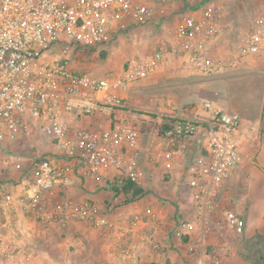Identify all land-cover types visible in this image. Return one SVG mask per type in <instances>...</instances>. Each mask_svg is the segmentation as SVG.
<instances>
[{"label": "built area", "instance_id": "obj_1", "mask_svg": "<svg viewBox=\"0 0 264 264\" xmlns=\"http://www.w3.org/2000/svg\"><path fill=\"white\" fill-rule=\"evenodd\" d=\"M154 15L153 6L143 0H0V175L11 178V172L19 173L10 182L12 187L7 188L6 182L0 186V264L16 263L21 253L28 261L36 257L31 251L21 252L18 216L61 227L79 221L113 226L95 203L58 197L59 192L76 178L100 176L109 169L118 171L112 179L116 185L126 180L141 185L146 177L144 158L170 171L186 158L189 143L198 134L204 136L203 151L181 166L192 194L193 217L180 220L175 235L188 237L189 251L204 264V244L212 229L244 233L246 222L231 207L227 193V181L245 161L237 136L238 113L205 100L203 107L212 111L210 117L179 116L166 121L162 132L165 149L149 155L142 149L140 129L132 124L115 123L93 130L75 127L64 119L65 113L73 111L86 115L128 106L121 92L156 73L166 60L165 48L132 58L118 76L74 69L71 52L78 47L107 45L122 23L145 24ZM215 16L212 5L200 15H184L169 41L208 74L225 67L222 59L206 53L205 42L222 32ZM263 49L261 13L241 38L237 51L244 56ZM35 125L51 137L61 157L43 156L25 167L10 145L30 136ZM4 148H9L8 154L3 153ZM147 217L155 221L156 214ZM144 220L134 215L126 233Z\"/></svg>", "mask_w": 264, "mask_h": 264}, {"label": "crops", "instance_id": "obj_2", "mask_svg": "<svg viewBox=\"0 0 264 264\" xmlns=\"http://www.w3.org/2000/svg\"><path fill=\"white\" fill-rule=\"evenodd\" d=\"M143 1L153 6V19L145 24L126 21L116 27L113 40L105 45L108 52L102 72L92 73L121 75L129 60L160 47L167 50L166 60L156 73L131 83L121 92L127 107L86 115L74 111L64 117L75 127L93 130L115 123L132 124L140 129L142 149L149 155L165 149L162 132L150 126L153 120L160 123L164 117L179 116L207 119L212 111L203 107L205 100L224 111L238 113L241 123L237 136L245 161L227 181V193L232 200L231 207L246 222V236L226 237L224 242L213 240L231 246L228 264H244L237 253L242 241L264 231V49L241 56L237 46L254 18L264 13V0ZM208 5L214 7L215 20L222 27L216 39L205 42L207 56L220 58L225 65L217 74L203 72L169 44L182 17L200 15ZM72 66L78 69L74 63ZM147 94L159 98L158 110L141 107L139 98ZM163 97L169 98V105ZM203 137L198 134L190 141L186 158L170 171L161 163L144 158L146 177L138 185L144 192L137 198L133 199L131 193L128 196L116 193L111 188L109 182L118 174L115 169L100 176L76 178L72 185L59 192L58 197L95 203L113 226L98 227L79 221L61 227L18 216L21 252L29 249L45 252L39 251L29 261L21 253L20 263L14 264H198L187 244L175 236V228L180 220L193 217L192 196L184 192L188 188L187 176L181 166L203 151ZM15 174L17 180L19 173ZM6 187H12L10 181ZM152 213L156 214L155 221L148 220L147 216ZM136 214L145 220L133 232L126 233L125 227ZM48 251L51 254L47 255Z\"/></svg>", "mask_w": 264, "mask_h": 264}, {"label": "rangeland", "instance_id": "obj_3", "mask_svg": "<svg viewBox=\"0 0 264 264\" xmlns=\"http://www.w3.org/2000/svg\"><path fill=\"white\" fill-rule=\"evenodd\" d=\"M107 46L103 45L100 47L95 48H83L78 47L74 49L71 52V62L76 65L77 70L80 71H101V68L103 67L106 58H107ZM53 54V52H52ZM146 79V78H145ZM144 80V79H143ZM166 104L169 105V98L163 97ZM141 101V107L145 108H152V110H158V106L160 105L159 98L157 99L156 96H152L150 94L144 95L143 97L139 98ZM195 100L196 97H195ZM203 105V104H202ZM74 112V111H73ZM76 112V111H75ZM67 114V113H65ZM64 119L68 121L65 117ZM69 122V121H68ZM159 123L156 121H152V124L150 126H153L158 129ZM82 127V126H80ZM84 128V127H82ZM10 149L18 153L19 157L21 158V161L24 163L25 167H28V165H32L34 161H37L43 156H49V155H58V149L54 143V141L51 139L49 135L45 133V131L41 128L39 125H35L34 130L32 134L28 137H21L20 139L16 140L10 145ZM4 154L9 153V148H4L3 150ZM117 172V171H116ZM16 172H11L12 175L11 178H8L9 176H3L0 175V179L3 178V180H0V186L4 184L5 182H12L15 181V174ZM14 175V176H13ZM2 177V178H1ZM188 186V185H187ZM186 195H189L190 189L189 187L184 190ZM192 196V194H191ZM189 203H191V197H189ZM123 200H125L123 198ZM128 200H130L128 198ZM184 218V217H183ZM191 219V218H190ZM179 223V222H178ZM258 233V232H257ZM260 233L264 234V231H261ZM245 231L243 234H236L231 229H225L223 231H218L215 229H212L210 233L206 236V242L204 244V251L206 253V256L204 258V264H228L230 261V255H231V246L227 244H222L219 242L214 241L213 239H221V242H224L223 238L226 237H245ZM176 236V235H175ZM177 237V236H176ZM179 238V237H178ZM185 244L188 243V237L185 240L184 237L180 238ZM211 239V240H210ZM49 249L51 250L52 245H48ZM54 247V246H53ZM60 247V246H59ZM247 244L243 240L242 244L240 246V249L237 251L238 255L241 258V261L244 264H253V261L251 258H248L246 256L245 250L247 249ZM38 249V248H37ZM54 250V249H53ZM29 251L33 252L34 254L38 253L39 251L44 254V250H33L29 249ZM190 253L195 258V261H198L199 264V256L197 254H194L193 251H190ZM51 254L50 251L47 252V255ZM16 263H20L19 260H17ZM196 263V262H195Z\"/></svg>", "mask_w": 264, "mask_h": 264}, {"label": "trees", "instance_id": "obj_4", "mask_svg": "<svg viewBox=\"0 0 264 264\" xmlns=\"http://www.w3.org/2000/svg\"><path fill=\"white\" fill-rule=\"evenodd\" d=\"M174 120V118L164 117L158 125L159 130L161 132H164L167 127L166 121ZM109 184L111 185V188L116 191V193H124L126 196L131 193L133 199L141 196L144 192V190L140 186L127 180L124 181V183L120 186L116 185V183L112 181H110ZM184 239L186 240L187 237H184ZM245 242L248 246L245 250L246 256L252 259L253 264H264V234L258 232L250 239L245 240Z\"/></svg>", "mask_w": 264, "mask_h": 264}]
</instances>
